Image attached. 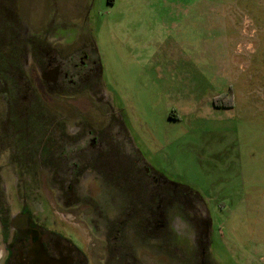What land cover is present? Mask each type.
<instances>
[{"label":"rangeland","instance_id":"obj_1","mask_svg":"<svg viewBox=\"0 0 264 264\" xmlns=\"http://www.w3.org/2000/svg\"><path fill=\"white\" fill-rule=\"evenodd\" d=\"M9 2V18L13 9L22 35L70 26L79 34L76 42L85 37L96 60L90 87L98 86L102 101L90 88L73 103L76 108L84 102L87 123H124L128 136L120 122H111L105 140L126 145L125 155L134 160L130 135L142 165L155 174L145 182V173H138L137 189L149 183V190L166 191L164 201L149 196L154 224L164 220L159 206H169L182 190L210 213L214 264H264V0ZM54 54L68 70L70 53ZM23 70L15 69L25 117L39 101ZM47 102L58 104L63 115L72 104L49 97ZM56 140L62 141L58 135ZM61 233L96 258L91 240ZM171 242L187 255L192 250L189 239L174 233ZM149 264L162 262L149 258Z\"/></svg>","mask_w":264,"mask_h":264},{"label":"flooded vegetation","instance_id":"obj_2","mask_svg":"<svg viewBox=\"0 0 264 264\" xmlns=\"http://www.w3.org/2000/svg\"><path fill=\"white\" fill-rule=\"evenodd\" d=\"M9 1L0 0V264H149V258L162 264H214L213 222L207 208L190 194L173 191L169 206H159L164 207L162 224H154L157 217L149 196L164 201L166 191L149 190V183L137 189L138 173H145V182L155 174L142 165L130 135L128 152L134 160L125 155L126 145L105 140L111 122H120L127 134L124 123L114 118L90 124L83 120L84 102L75 108L73 102L95 85L90 80L96 60L85 37L76 42L79 34L70 26L22 35L21 19L13 9L15 17L9 18ZM62 52L70 53L68 70L54 54ZM21 68L29 72L28 86L39 101L25 117L16 88L20 72L15 69ZM92 92L102 101L98 86ZM46 97L72 101L67 114ZM62 148L68 150L62 152L65 158ZM62 229L82 242L91 240L96 258ZM171 233L190 240L188 255L171 242ZM156 239H161L160 245H155Z\"/></svg>","mask_w":264,"mask_h":264}]
</instances>
